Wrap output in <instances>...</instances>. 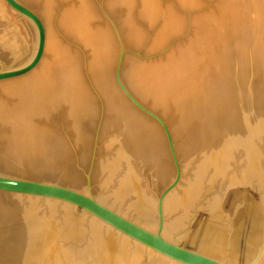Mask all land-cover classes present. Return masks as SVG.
Here are the masks:
<instances>
[{
	"label": "water",
	"instance_id": "water-1",
	"mask_svg": "<svg viewBox=\"0 0 264 264\" xmlns=\"http://www.w3.org/2000/svg\"><path fill=\"white\" fill-rule=\"evenodd\" d=\"M0 264H264V0H0Z\"/></svg>",
	"mask_w": 264,
	"mask_h": 264
}]
</instances>
